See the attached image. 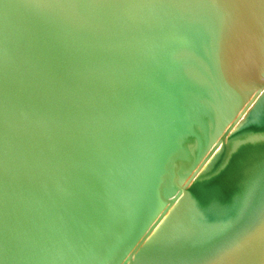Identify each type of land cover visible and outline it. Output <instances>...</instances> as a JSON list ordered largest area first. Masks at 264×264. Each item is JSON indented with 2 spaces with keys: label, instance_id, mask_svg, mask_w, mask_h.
Wrapping results in <instances>:
<instances>
[{
  "label": "water",
  "instance_id": "95a60500",
  "mask_svg": "<svg viewBox=\"0 0 264 264\" xmlns=\"http://www.w3.org/2000/svg\"><path fill=\"white\" fill-rule=\"evenodd\" d=\"M0 264H264V0H0Z\"/></svg>",
  "mask_w": 264,
  "mask_h": 264
}]
</instances>
